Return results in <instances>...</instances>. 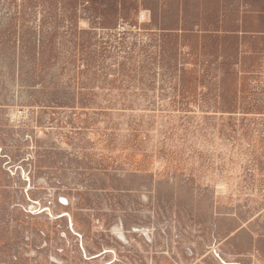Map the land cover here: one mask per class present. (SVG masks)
I'll return each instance as SVG.
<instances>
[{"label": "rangeland", "instance_id": "1", "mask_svg": "<svg viewBox=\"0 0 264 264\" xmlns=\"http://www.w3.org/2000/svg\"><path fill=\"white\" fill-rule=\"evenodd\" d=\"M0 264H264V0H0Z\"/></svg>", "mask_w": 264, "mask_h": 264}]
</instances>
